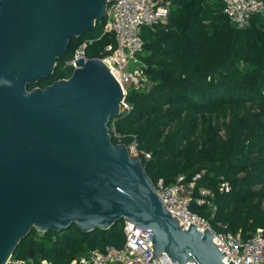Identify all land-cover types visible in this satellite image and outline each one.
<instances>
[{
  "label": "water",
  "instance_id": "95a60500",
  "mask_svg": "<svg viewBox=\"0 0 264 264\" xmlns=\"http://www.w3.org/2000/svg\"><path fill=\"white\" fill-rule=\"evenodd\" d=\"M107 2L0 0V264L32 228L91 232L120 220L152 232L153 256L225 264L212 231L183 229L141 157L112 141L123 91L101 57H81L68 76L37 85Z\"/></svg>",
  "mask_w": 264,
  "mask_h": 264
},
{
  "label": "trees",
  "instance_id": "16d2710c",
  "mask_svg": "<svg viewBox=\"0 0 264 264\" xmlns=\"http://www.w3.org/2000/svg\"><path fill=\"white\" fill-rule=\"evenodd\" d=\"M169 1L167 21L141 29L138 55L146 64L148 84L128 86L132 108L111 117L112 141H135L154 184L161 179L170 185L180 174L190 181L200 174L195 191H214L216 212L211 216L206 206L195 203L191 209L214 229L221 222L247 237L264 228V14L254 13L246 26L237 27L219 0ZM104 21L71 37L53 73L37 85L68 76L64 61L84 38H93L86 46L88 57H102L106 45L115 46L114 34L103 31ZM222 179L229 192L218 191ZM124 241L123 220L91 232L75 225L59 232L32 228L11 257L26 264L43 259L71 264L89 249L120 248Z\"/></svg>",
  "mask_w": 264,
  "mask_h": 264
},
{
  "label": "built area",
  "instance_id": "2783aa9c",
  "mask_svg": "<svg viewBox=\"0 0 264 264\" xmlns=\"http://www.w3.org/2000/svg\"><path fill=\"white\" fill-rule=\"evenodd\" d=\"M223 4V11L230 22L237 27L246 26L254 13L264 14V0H219ZM169 0H108L105 11L103 31L114 34L116 44L105 46L107 53L101 58L109 66L112 74L121 84L123 97L120 99V109L130 110L132 104L126 99L128 86L145 87L148 84L146 64L140 59L139 51L143 47L141 29L143 26L155 25L167 21L169 14ZM93 38H84L73 50L64 64L70 71L76 65L75 60L87 58L86 46ZM114 130V135L120 140V134ZM130 154H138L135 141L126 144ZM149 157V153H144ZM200 177L196 174L192 180L187 181L180 174L174 183L165 185L161 179L154 184L156 191L166 209L178 219L183 229L189 224L203 232L204 229L212 231V241L223 252V262L228 264H264V228L257 227L247 237L240 231L231 232L227 225L217 223L219 229L212 227L211 221L191 209V204L206 206L211 216L216 212L214 191L201 187L195 191V182ZM219 192H229L230 185L220 180L217 186ZM39 232V231H38ZM125 241L122 247L107 245L103 249H89L79 257L73 259L71 264H177L166 253L152 255V232L135 223L123 220ZM186 264H200L194 257ZM24 259L10 257L6 264H26ZM41 264H50L48 260H41Z\"/></svg>",
  "mask_w": 264,
  "mask_h": 264
},
{
  "label": "rangeland",
  "instance_id": "374dc122",
  "mask_svg": "<svg viewBox=\"0 0 264 264\" xmlns=\"http://www.w3.org/2000/svg\"><path fill=\"white\" fill-rule=\"evenodd\" d=\"M62 66V65H61Z\"/></svg>",
  "mask_w": 264,
  "mask_h": 264
}]
</instances>
